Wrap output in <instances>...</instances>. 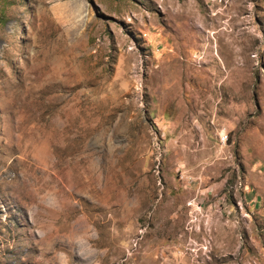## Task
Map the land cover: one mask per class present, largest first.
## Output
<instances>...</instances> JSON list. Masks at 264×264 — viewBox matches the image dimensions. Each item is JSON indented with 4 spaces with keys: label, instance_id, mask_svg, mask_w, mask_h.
<instances>
[{
    "label": "rangeland",
    "instance_id": "obj_1",
    "mask_svg": "<svg viewBox=\"0 0 264 264\" xmlns=\"http://www.w3.org/2000/svg\"><path fill=\"white\" fill-rule=\"evenodd\" d=\"M0 264H264V0H0Z\"/></svg>",
    "mask_w": 264,
    "mask_h": 264
},
{
    "label": "bare ground",
    "instance_id": "obj_2",
    "mask_svg": "<svg viewBox=\"0 0 264 264\" xmlns=\"http://www.w3.org/2000/svg\"><path fill=\"white\" fill-rule=\"evenodd\" d=\"M242 8V7H241ZM244 8V7H243ZM234 38V37H233Z\"/></svg>",
    "mask_w": 264,
    "mask_h": 264
}]
</instances>
